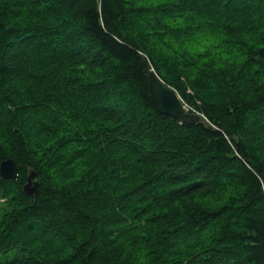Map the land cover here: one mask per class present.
<instances>
[{
    "label": "trees",
    "instance_id": "1",
    "mask_svg": "<svg viewBox=\"0 0 264 264\" xmlns=\"http://www.w3.org/2000/svg\"><path fill=\"white\" fill-rule=\"evenodd\" d=\"M6 158L0 264H264V0H0Z\"/></svg>",
    "mask_w": 264,
    "mask_h": 264
},
{
    "label": "water",
    "instance_id": "2",
    "mask_svg": "<svg viewBox=\"0 0 264 264\" xmlns=\"http://www.w3.org/2000/svg\"><path fill=\"white\" fill-rule=\"evenodd\" d=\"M148 87L151 97L159 112L177 118L182 123H195L199 120V115L190 112L184 105L177 91L165 83L153 69L148 74ZM18 165L12 158L3 159L0 162V175L5 179H15L17 177ZM36 173L30 171L26 177L22 188L28 194H34L38 187Z\"/></svg>",
    "mask_w": 264,
    "mask_h": 264
},
{
    "label": "rangeland",
    "instance_id": "3",
    "mask_svg": "<svg viewBox=\"0 0 264 264\" xmlns=\"http://www.w3.org/2000/svg\"><path fill=\"white\" fill-rule=\"evenodd\" d=\"M1 203V202H0Z\"/></svg>",
    "mask_w": 264,
    "mask_h": 264
}]
</instances>
